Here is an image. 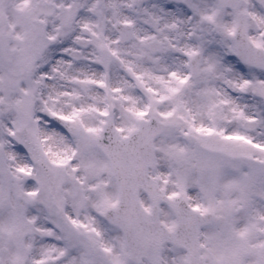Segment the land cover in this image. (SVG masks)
<instances>
[{
    "label": "snow or ice",
    "instance_id": "6c2138e0",
    "mask_svg": "<svg viewBox=\"0 0 264 264\" xmlns=\"http://www.w3.org/2000/svg\"><path fill=\"white\" fill-rule=\"evenodd\" d=\"M0 264H264V0H0Z\"/></svg>",
    "mask_w": 264,
    "mask_h": 264
}]
</instances>
